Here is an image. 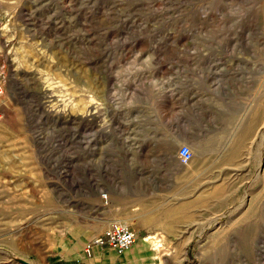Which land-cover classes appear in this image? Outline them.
<instances>
[{
	"label": "rangeland",
	"instance_id": "obj_1",
	"mask_svg": "<svg viewBox=\"0 0 264 264\" xmlns=\"http://www.w3.org/2000/svg\"><path fill=\"white\" fill-rule=\"evenodd\" d=\"M0 85V264H264V0H0Z\"/></svg>",
	"mask_w": 264,
	"mask_h": 264
},
{
	"label": "built area",
	"instance_id": "obj_2",
	"mask_svg": "<svg viewBox=\"0 0 264 264\" xmlns=\"http://www.w3.org/2000/svg\"><path fill=\"white\" fill-rule=\"evenodd\" d=\"M2 93L3 89L0 85V96ZM192 155L191 147L188 144H182L179 150V157L182 162H189ZM137 237V232L128 224L122 221H114L105 230L104 234L96 240V245L118 251H127L135 244Z\"/></svg>",
	"mask_w": 264,
	"mask_h": 264
},
{
	"label": "crops",
	"instance_id": "obj_3",
	"mask_svg": "<svg viewBox=\"0 0 264 264\" xmlns=\"http://www.w3.org/2000/svg\"><path fill=\"white\" fill-rule=\"evenodd\" d=\"M243 127V128H242ZM242 128V130H241ZM247 128V124L246 121L244 120V124L240 125V129L238 131V144L240 146V144L242 143V140L246 141V140H250L254 135L251 134H247V130H245ZM241 141V142H240ZM235 143H237V140L234 141L233 147H232V151L237 150L234 149V145ZM134 230V229H133ZM142 231H146L148 230L145 227H142V229H140ZM137 232V231H136ZM138 235V233H137ZM145 242V241H144ZM150 246L152 245V241L149 240ZM148 244V245H149ZM82 245V244H81ZM136 244H134L129 250H127L125 253H121L119 255H115L114 251L110 248L107 247H101L98 245H88L86 246V248H84L83 252L79 253V258H77L79 264H134L131 260L130 257H132L134 254H130L128 251L132 250L133 247ZM137 249L141 248V244H137Z\"/></svg>",
	"mask_w": 264,
	"mask_h": 264
},
{
	"label": "bare ground",
	"instance_id": "obj_4",
	"mask_svg": "<svg viewBox=\"0 0 264 264\" xmlns=\"http://www.w3.org/2000/svg\"><path fill=\"white\" fill-rule=\"evenodd\" d=\"M264 101V100H263ZM263 111H264V104H263ZM259 114H260V111L257 112L256 110H254V112L248 114L247 118H246V124H247V128L245 130H247V134H251L255 125L257 124L258 122V118H259ZM243 128V127H242ZM241 128V130H242ZM240 130V131H241ZM239 131V132H240ZM237 140V143H235L234 145V149L238 148L239 144H238V138L236 139ZM241 142V141H240ZM231 156L233 155H236L235 151H233L231 154ZM228 156V155H227ZM228 161V160H227ZM152 236L151 235H147L145 237H143L144 239L142 241H145V242H148L150 240ZM142 248V247H141ZM137 257H138V253L136 252V255L132 258H134V261H138L137 260ZM142 260V259H141ZM143 261V260H142Z\"/></svg>",
	"mask_w": 264,
	"mask_h": 264
}]
</instances>
